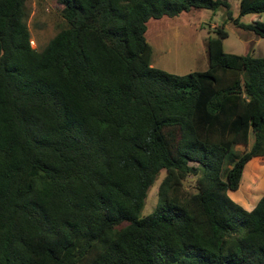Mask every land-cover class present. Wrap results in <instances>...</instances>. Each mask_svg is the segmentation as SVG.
Listing matches in <instances>:
<instances>
[{"label": "trees", "instance_id": "1", "mask_svg": "<svg viewBox=\"0 0 264 264\" xmlns=\"http://www.w3.org/2000/svg\"><path fill=\"white\" fill-rule=\"evenodd\" d=\"M26 1L0 0V264H264V194L251 210L229 195L264 157V56L226 52L218 25L208 68L180 75L152 65L146 36L202 8L264 38L259 16L234 19L229 0H56L67 26L38 50ZM261 13L240 0V17Z\"/></svg>", "mask_w": 264, "mask_h": 264}, {"label": "rangeland", "instance_id": "2", "mask_svg": "<svg viewBox=\"0 0 264 264\" xmlns=\"http://www.w3.org/2000/svg\"><path fill=\"white\" fill-rule=\"evenodd\" d=\"M234 19L248 23L259 16L264 22V13L239 14L240 0H229ZM225 9L217 11L208 9H192L175 17L151 19L146 33L152 45V65L166 71L184 75L191 71L205 70L209 66L208 39L215 36L218 25H224L228 37L224 40L226 52L235 54L251 53L264 56V38L256 37L252 32L238 28L233 19H227ZM26 22L31 32L32 47L42 50L48 42L63 28L67 20L63 14V6L56 0H27ZM256 41V43H254ZM236 145L235 151L243 153L252 144ZM194 167L195 164H192ZM166 171H161L158 180L150 187L146 204L141 215L153 212L158 202V188ZM198 175L194 170L185 181L188 192L196 191ZM238 190V191H237ZM237 193L229 191L231 198L246 209H252L264 194V157H255L245 166Z\"/></svg>", "mask_w": 264, "mask_h": 264}, {"label": "crops", "instance_id": "3", "mask_svg": "<svg viewBox=\"0 0 264 264\" xmlns=\"http://www.w3.org/2000/svg\"><path fill=\"white\" fill-rule=\"evenodd\" d=\"M147 31H148V29H147ZM147 33V32H146ZM147 36V35H146ZM147 40H148V38H147ZM254 43H256V41H254ZM252 53V52H251ZM249 210H251V209H249Z\"/></svg>", "mask_w": 264, "mask_h": 264}, {"label": "built area", "instance_id": "4", "mask_svg": "<svg viewBox=\"0 0 264 264\" xmlns=\"http://www.w3.org/2000/svg\"><path fill=\"white\" fill-rule=\"evenodd\" d=\"M31 42H33V41H31Z\"/></svg>", "mask_w": 264, "mask_h": 264}]
</instances>
